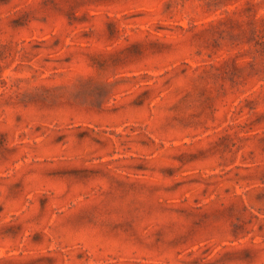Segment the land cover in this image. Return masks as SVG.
<instances>
[{"label":"rangeland","instance_id":"obj_1","mask_svg":"<svg viewBox=\"0 0 264 264\" xmlns=\"http://www.w3.org/2000/svg\"><path fill=\"white\" fill-rule=\"evenodd\" d=\"M0 264H264V0H0Z\"/></svg>","mask_w":264,"mask_h":264}]
</instances>
